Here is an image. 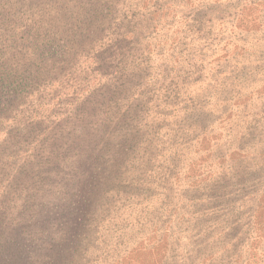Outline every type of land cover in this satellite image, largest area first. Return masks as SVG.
Here are the masks:
<instances>
[{"label": "rangeland", "instance_id": "1", "mask_svg": "<svg viewBox=\"0 0 264 264\" xmlns=\"http://www.w3.org/2000/svg\"><path fill=\"white\" fill-rule=\"evenodd\" d=\"M55 1L0 81V264H264V0Z\"/></svg>", "mask_w": 264, "mask_h": 264}, {"label": "trees", "instance_id": "2", "mask_svg": "<svg viewBox=\"0 0 264 264\" xmlns=\"http://www.w3.org/2000/svg\"><path fill=\"white\" fill-rule=\"evenodd\" d=\"M44 8L47 10L45 13H40ZM25 10L29 12V15L24 20V25H22L19 21L24 15ZM62 12H59L57 9L55 0H0V81L3 83V87H11L12 82L17 81L21 76V70L24 71L23 67L27 64L29 66L38 67L40 69L44 68L42 63L37 62L36 55H38L36 48L37 38L36 36H43V20L41 16L48 14L53 16H59ZM32 15H36V18L29 17ZM70 19V20H69ZM84 20L87 21L86 18L82 19L81 15H71L70 16L65 13L63 19L57 18L56 22L62 24V21H70L68 25V34L71 36V40L68 42L63 39L62 42L66 43L65 52L60 53L57 56L58 59L63 61L69 60L70 56H74L78 54L86 43H83L85 39L88 40L89 37H95L96 32L95 29H84L80 28L85 25ZM26 22V23H25ZM99 24V26H98ZM27 30L25 29V26ZM54 25V23H53ZM51 25V27H58L59 25ZM94 28L98 30L101 29V33H105L108 24L105 25L101 20L96 22V18L94 19ZM13 31V37L9 36L7 33L9 31ZM99 31V30H98ZM52 30L48 29L47 34L51 36ZM54 35V32H53ZM128 34H122L117 39H114L113 42L119 43L121 40L126 41L128 39ZM44 37V36H43ZM33 43V46L29 48V44ZM114 45V48H118V44H110ZM112 47L105 50L104 54L108 52ZM34 49V50H33ZM129 51H126L125 47L120 49H116L114 52V56L112 59L114 60V66L112 67V72L117 71V68L122 67L124 64L121 62L120 58L128 57ZM93 60H96V57H99L100 54L93 52ZM27 61L29 63L25 64ZM35 61V64H34ZM20 68V71L17 70ZM4 82H7L4 83ZM26 241L15 240L9 243V246L13 249L19 245L21 248L26 245ZM23 245V246H22ZM12 256L13 253L11 252ZM19 262L25 261V257L22 252L18 255ZM13 258V257H12ZM13 259H10L7 264H10Z\"/></svg>", "mask_w": 264, "mask_h": 264}]
</instances>
